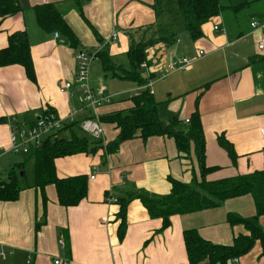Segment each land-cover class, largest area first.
I'll return each instance as SVG.
<instances>
[{"label": "crops", "instance_id": "1", "mask_svg": "<svg viewBox=\"0 0 264 264\" xmlns=\"http://www.w3.org/2000/svg\"><path fill=\"white\" fill-rule=\"evenodd\" d=\"M17 1L20 10L0 17V48L6 46L9 34L26 31L35 80L26 77L21 65L0 66V163L4 162L7 170L13 165L9 160L13 154L9 151V116L16 115L24 121L49 111L66 120L74 112L78 121L92 116L91 108L83 107L78 95L70 98L58 91L59 82L74 78L76 51L99 47L114 63L127 67L126 51L131 42L142 38L144 27H154L159 19L169 21L167 9L162 5L156 10L155 0ZM256 1L261 3L260 15L258 19L251 16L248 26L236 24L230 14L235 26L230 29L222 13L203 24V35L197 40L178 34L171 45L160 42L149 47L145 65L139 70L152 84V95L160 103L159 114L164 115L161 118L165 123L174 114L185 120L197 108L205 162L218 166L207 179L248 173L263 165L264 50L257 49L261 31L252 29L250 22L264 23V0ZM49 2L63 15L75 36V45L60 32L55 36L54 31L38 26L33 6ZM216 24L218 29L213 28ZM113 30L117 36L112 40ZM198 50H203L204 55L197 57ZM183 56L191 59L185 72H166L170 61ZM90 69L93 86H101V68H94L92 63ZM167 76L170 77L162 91L153 88L157 80ZM180 76L184 83L174 81ZM130 83V87L109 84L116 97L97 108V117L131 106L132 102L124 97L116 99L123 92L131 93L135 86ZM206 83L208 87L202 88ZM101 126L104 142L115 136L116 129L111 125ZM219 134L233 144L235 162L218 144ZM55 167L58 177L86 174L85 197L77 205L63 207L58 204L54 185H46L41 192L32 180V185H21L17 199L0 200V249L4 252L0 264H54L56 258L69 260V264H188L184 229L194 228L213 243L230 244L244 230L240 225H230L226 214L254 213L252 198L246 194L225 199L214 208L171 215L169 225L161 228V218L150 217L135 196L164 195L169 190L170 177L189 182L193 174L198 175L192 150L185 155L178 153L170 137L150 136L142 140L136 136L122 142L115 153L103 148L92 154L59 157ZM5 178L6 169L1 168L0 181ZM110 193L115 199L131 195L121 239L117 230L118 205L108 201ZM230 262L241 263L239 258Z\"/></svg>", "mask_w": 264, "mask_h": 264}, {"label": "trees", "instance_id": "2", "mask_svg": "<svg viewBox=\"0 0 264 264\" xmlns=\"http://www.w3.org/2000/svg\"><path fill=\"white\" fill-rule=\"evenodd\" d=\"M255 1L174 0V6L165 0H155L156 10L161 9L162 5L167 9L169 21L162 22L159 19L157 21L160 22L154 27L153 25L144 27L142 38L131 42L126 51L127 67L114 63L109 55L99 51L97 60L103 77H119L133 82L135 87L145 85L148 77H142L139 70L141 64L146 62L147 49L160 42L167 45L175 43L178 35L176 26L186 31L191 40H197L203 35L204 23L226 12L238 21L236 13L249 8ZM18 10L20 6L17 0H0V17ZM33 10L38 26L45 31L60 32L71 45L76 44L73 32L53 3L36 4ZM10 64L21 65L26 77L30 81L35 80L30 45L24 30L9 34L6 46L0 48V66ZM208 85L209 83H206L201 87ZM91 86L97 88L92 84ZM136 92H131L129 100L132 104L128 109L108 111L98 117L102 124H109L116 129L112 139L104 142V139L86 135L79 122L73 121L64 124L48 136L39 147L24 154L25 157L33 160V185L42 192L46 185L52 184L55 186L59 205L63 207L77 205L86 195L87 175L58 177L55 167L57 158L74 154H92L97 149L103 150V148L109 153H115L122 142L136 136L142 140L150 136L170 137L178 153L185 155L192 150L197 163L198 177L194 176L191 182H182L170 177L169 190L166 194L136 195L148 215L161 218V228H165L169 225L171 215L214 208L225 199L248 194L254 204L252 215L241 216L234 212L226 214V220L230 225H240L244 230L238 232L230 244L208 241L194 228L183 230L182 237L188 264H228L231 260L249 253L256 242L261 246V254H264V229L260 224V218L264 216V160L261 168L251 172L207 179V175L218 166H208L205 162V141L197 108L189 114L188 123L180 119L178 114L172 115L168 119L169 122L165 123L159 114L160 103L154 99L148 89L143 88ZM63 132L65 134H62ZM217 142L225 148L231 161L235 162L237 154L233 144L223 134L217 135ZM19 166L23 164L12 165L6 172L5 180L0 181V200L17 199L22 188L18 174ZM130 201L131 195L116 198L114 201L118 205L116 218L119 219L117 230L120 239L123 236L125 212Z\"/></svg>", "mask_w": 264, "mask_h": 264}, {"label": "built area", "instance_id": "3", "mask_svg": "<svg viewBox=\"0 0 264 264\" xmlns=\"http://www.w3.org/2000/svg\"><path fill=\"white\" fill-rule=\"evenodd\" d=\"M250 27L252 29H260L261 35L257 42V49L264 50V23L259 24L256 21L250 22ZM214 29H217V25H214ZM55 36H58L57 32H54ZM117 32L112 31L111 38L115 39ZM100 51V48H94L91 50L80 49L75 53V75L73 80H65L59 82L58 91L60 93H66L70 98L75 95H78V101L83 107H89L92 110V116L83 118L82 120H76L75 113L69 114L67 120L62 118L53 112L49 111L44 114H41L32 121L19 120L16 115L9 116L6 121L9 127V140L10 146L9 151L13 154L21 153L26 154L31 149L39 147L43 141L64 124L70 123L73 121H78L81 129L87 134L91 135L94 138L103 139V128L101 122L98 119L96 113L97 108L108 104L111 100L116 97L114 93H107L105 87L93 88L90 84V68L94 61L97 60V54ZM204 55L203 50H198L196 52L197 57ZM191 63V59L188 57H181L170 61L166 65V72H171L174 70H184ZM145 63H142L141 66H144ZM164 74H161L160 77H163ZM77 86L73 90L72 86ZM151 82H147L145 85L136 86L131 89V92L135 93L139 89H148V92L152 94ZM137 94V92H136ZM188 118L184 120L185 123H188ZM93 178V175L91 176ZM108 201H115V198L110 194L107 196ZM0 255H4V252L0 249ZM54 264H69V260H59L58 258L54 259Z\"/></svg>", "mask_w": 264, "mask_h": 264}, {"label": "rangeland", "instance_id": "4", "mask_svg": "<svg viewBox=\"0 0 264 264\" xmlns=\"http://www.w3.org/2000/svg\"><path fill=\"white\" fill-rule=\"evenodd\" d=\"M165 1L168 4L172 3V5L175 6L174 0H165ZM260 10H261V3H259L258 1L253 2L249 8L242 9V10H240V11H238L236 13L237 14V18H238V21L236 22V24L237 23L241 24V25L246 24L248 26L249 19H250L251 16L253 18H256V19L259 18ZM221 16H222V13H221ZM223 16H224L225 23H228V25L231 27L230 29L235 28L234 24L231 21L230 14L228 12H226V13H223ZM234 19H235V17L233 18V21H234ZM175 28L177 30V33L181 37H184L182 34H185V36L188 35L186 31L181 29V27H177L176 26ZM182 41L184 42V41H186V39L182 38ZM93 67L94 68L95 67L96 68H100L99 67V62L97 60L93 62ZM90 72H91V75H92V70L91 69H90ZM183 72H185V71L178 70V72H176V73H183ZM169 77L170 76H167V77H165L163 79L159 78L160 80H157L154 83L153 88H156V90H157V88H160L161 89L160 91H162V89L165 88V86H166L165 82L169 79ZM184 80L185 79H183L181 76H180V78H174V81L179 82V83H182V82L184 83ZM90 81H91V84H92V81H93L92 78L90 79ZM110 83H111L112 86L115 84L117 86L118 85L119 86L124 85V87L125 86H129L130 87V85H131V83L128 82V81H119L117 79H111V78H104V79L101 78L100 79V84H102L100 87H105V91L107 93L114 92V91H112L111 85H109ZM123 93L124 94H122L121 96L119 95V97H117L116 99H119L120 97H124V100H129V97H130L131 93L129 91H126V92H123ZM165 93H168V92H165ZM161 117L164 118V115L161 114ZM62 134H65V132H63ZM84 134L89 135L87 133H84ZM9 160L11 161V163L13 165H21V164H23V166H19V170H18V174L19 175H20V172H22V174H23V178H21V176H20L21 185L22 186L32 185V180H33V160L31 158L28 159L27 157H25L24 154H21V153L10 154ZM2 163H0V169L1 168L6 169V172H7V167L4 165V162H2ZM4 172H5V170H4ZM191 173H192V169H191ZM195 175L198 177L197 174H195ZM193 176H194V174H193ZM193 176H192V178L190 179L189 182L192 181ZM3 177H4V175H3ZM260 224H261L262 228L264 229V216L261 217ZM237 226L238 225H235L233 227H237ZM261 252H262L261 246H260V244L258 242H256L254 247L250 250L249 253H247L246 255H244V256L239 258V260L241 262L240 264H264V254H261ZM228 264H232V262H230ZM234 264H237V263H234Z\"/></svg>", "mask_w": 264, "mask_h": 264}, {"label": "water", "instance_id": "5", "mask_svg": "<svg viewBox=\"0 0 264 264\" xmlns=\"http://www.w3.org/2000/svg\"><path fill=\"white\" fill-rule=\"evenodd\" d=\"M61 43L68 44V41L67 40H61ZM20 176H22V172H20Z\"/></svg>", "mask_w": 264, "mask_h": 264}]
</instances>
